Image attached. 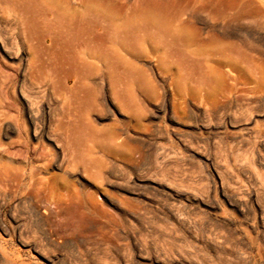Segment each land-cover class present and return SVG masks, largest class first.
Returning <instances> with one entry per match:
<instances>
[{"label": "rangeland", "instance_id": "obj_1", "mask_svg": "<svg viewBox=\"0 0 264 264\" xmlns=\"http://www.w3.org/2000/svg\"><path fill=\"white\" fill-rule=\"evenodd\" d=\"M218 1L249 16L194 22L175 46L151 39L133 57L146 78L133 104L105 93L89 132L55 131L61 97L27 87L40 131L0 137V264H264V0ZM19 16L0 0L9 53L25 49ZM15 66L0 45V80Z\"/></svg>", "mask_w": 264, "mask_h": 264}, {"label": "bare ground", "instance_id": "obj_2", "mask_svg": "<svg viewBox=\"0 0 264 264\" xmlns=\"http://www.w3.org/2000/svg\"><path fill=\"white\" fill-rule=\"evenodd\" d=\"M5 2L20 13L17 34L25 49L9 53L0 31L1 48L18 71L11 84L0 80V137L13 128L33 135L40 131L32 124L42 112L35 107L37 96L27 89L33 86L43 87L45 95L48 91L61 97L59 107L54 105L55 131L89 132L93 130L89 114L105 93L121 108L133 104L135 82L146 83L144 76L138 77L133 57L147 49L151 39H166L175 46L189 29L197 33L194 22L249 16L245 5L228 6L218 0H118L110 5L104 0H80L78 5L66 2L56 8L26 0ZM11 107L27 115L28 128L9 121ZM46 138L51 140L50 135ZM17 142L23 148L30 145L27 139ZM40 147L43 156L54 154L49 146ZM1 152H8V145L0 138ZM2 168L0 180L8 175Z\"/></svg>", "mask_w": 264, "mask_h": 264}]
</instances>
